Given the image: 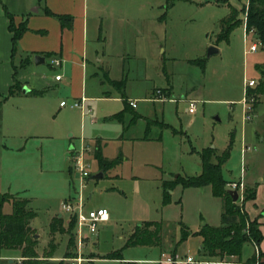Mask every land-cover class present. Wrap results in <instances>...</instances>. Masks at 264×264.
Wrapping results in <instances>:
<instances>
[{"label": "rangeland", "instance_id": "rangeland-1", "mask_svg": "<svg viewBox=\"0 0 264 264\" xmlns=\"http://www.w3.org/2000/svg\"><path fill=\"white\" fill-rule=\"evenodd\" d=\"M6 1L16 0H1L0 14L3 12L2 3ZM247 4L248 0H89L91 13L95 8L104 22L109 24L101 33L106 41L99 50L109 51L113 55L109 61L111 77L120 78L123 67L128 95L141 91H147L146 94L150 95L155 88L168 83L173 86L178 100L167 101L164 105L160 102H138L137 111L146 114L148 108L151 112L147 114L152 118L157 116L158 120L164 119L169 125L161 127L160 124L151 123L147 127L146 119H141L124 133L123 141L111 142L106 147L107 156L113 155L116 147L121 146L128 157L126 162L116 168L118 177L93 178L97 164L90 155L94 148L85 156L90 161V177L83 190L86 206L105 207L111 217L99 228L97 245L91 242L87 245L85 256L94 258L95 254L91 250L98 258L107 256L113 250H119L120 254L117 259L99 258L88 264H157L159 247H123L129 233L144 219L163 218L171 221L182 217L184 222L193 227L202 216L209 223H218L219 202L212 196L208 186L182 191L181 185L177 184L173 192L169 193L171 203H165L164 188L156 177L163 174L164 179H174L178 175H198L201 172L198 152L211 146L221 151L229 141L230 132H239L241 103L238 101L244 97V80L252 77L256 86L262 64H256L255 73L254 52L248 55L244 52L254 38L250 32L247 33V39L244 37L242 23L233 27L227 40L218 37L231 6L236 8L238 17H243L240 9ZM164 11L165 20L158 26L156 16ZM213 44L217 45L219 52L207 56V48ZM260 49L261 46L258 51ZM18 54L15 61L17 68L20 66ZM160 57L165 62L163 71L156 68ZM47 63L39 65L37 69L53 74L54 69ZM91 83L92 80H88L89 88L92 87ZM186 92L197 99L195 113L187 111L188 101L179 99ZM4 94V91L0 92V102ZM61 98L66 99L61 94L48 100L49 114L39 129L44 137L35 140V150L30 148L31 142L27 144L25 152L17 159L18 175L9 174L15 181L14 185L31 200V206L37 212L33 224L44 229L49 218L58 213L62 196L66 195L65 190L69 191L70 186L72 189V181L75 188L78 184L75 174L69 179L66 165L69 133L80 135L74 127L77 124L80 126V115L67 116L66 111L71 110L69 107L58 112ZM92 106L94 116L99 120L94 124L86 122V135L98 134L102 116L118 112L123 107L121 100L116 99H100L93 102ZM68 120L74 123L73 131H66ZM111 125L103 124L101 134L111 135L113 132L108 131ZM234 144L230 158L223 165L226 178L229 177L227 169L237 175L239 168V151ZM248 189L244 185L242 201H246ZM179 198L181 202L177 203ZM66 221L63 219L65 228ZM60 234L56 243L62 248L58 247L59 251L55 253L53 245L56 244H52L53 241L50 243L46 237L44 240L47 242L44 244L43 241L40 244L36 241L35 251L40 260L57 263L67 258V251L71 254L69 257L73 256L74 248L65 249L69 235L66 231ZM160 235L164 247L162 258H166L171 256L170 248L176 244L173 227L162 229ZM185 252V249H179L180 254L184 255ZM251 253L250 246L245 244L241 259L248 258ZM5 254L6 251L0 250V256ZM49 254L52 257H48ZM206 259L218 262L216 258ZM229 260L233 264H241L237 259ZM63 262L68 263L66 260Z\"/></svg>", "mask_w": 264, "mask_h": 264}, {"label": "crops", "instance_id": "crops-1", "mask_svg": "<svg viewBox=\"0 0 264 264\" xmlns=\"http://www.w3.org/2000/svg\"><path fill=\"white\" fill-rule=\"evenodd\" d=\"M2 6L3 12L0 14V92L4 91V93L7 94L9 87L13 83V68L15 67V73L17 74V77H15L20 83L21 90L9 96L1 103L0 106V196L7 195L10 197L3 203L1 212L3 215H12L14 212L13 202L16 200L24 201L26 209L31 210L33 213V216L29 220V226L32 230H34L33 238L36 239L39 244L42 241L43 244L47 241L50 243L53 241L52 244L57 245L58 243L56 242L59 240L61 235L60 233L66 229L63 223V219L65 218L61 214L60 208L58 213L49 218L45 229L34 225L33 221L34 219L36 220L37 212L32 208L30 202L31 200L25 196L21 190H18L17 186L14 185L15 181L13 182L9 176L10 173L14 174L15 177L18 175L16 167V163L18 161L17 159H19L23 152H25L27 144L31 142L30 148L35 150V140H41L44 137L40 134L41 132L39 129L42 127L47 115L49 114L48 100L51 97H59L61 94L66 97V101H71L73 99L78 100L80 98L85 99V111L70 107L69 108L71 110L66 111L67 116H73L74 114L80 115V126L78 124L74 125L76 131H79L80 135L73 136L72 132H70L68 138L70 145L67 148L66 171L70 180L72 179L74 172L70 165L69 156L73 150L80 145L81 139L94 146L93 154L90 155V158H93L92 160H94L97 164L95 174L101 173V176L96 179L104 176L118 177L119 174L116 168L126 162L128 157L123 152L121 146L116 147L113 155L107 156L105 154L106 147L111 142L117 141V143H119L123 141L125 139L124 133L141 119H146L147 127L151 123H157L160 124L161 127H167L169 123H166L164 119L158 120L157 116L156 118H152L150 114H147L151 112L148 108L146 110V114L136 110L139 101H150L153 103L160 102L162 105H164L167 101L163 102L155 99L153 100L152 98L154 97L153 94L155 90L151 92L150 95L146 94L147 91L137 93L133 92L128 95L126 89L127 78L123 74V67L120 78L116 79L111 77V67L109 61L113 55L109 51L99 50V47L101 45H105L104 43L106 41L105 38L101 37V33L103 30H106V27L109 26V24L104 22L103 18L98 14V12H96L95 8L93 11L92 7V11L94 13H91L89 0H16L6 1L5 3H2ZM47 11H50V14ZM8 13L12 15L14 24L18 25L22 22L26 26V30L23 31L17 41L14 55H12L11 33L8 30ZM56 15L71 16V27L68 28L63 26ZM165 15L166 11L156 16L158 26L162 25L165 20ZM242 28L244 31V37L247 39L244 25H242ZM91 36L92 38H90ZM90 39L92 42H90ZM213 45L217 47L216 44ZM18 52V57L20 59L19 68L15 65L16 55ZM244 52L246 55L250 53H246V50ZM26 54L30 56H22ZM35 54H40L45 57V63L48 62V66L54 69L53 74H47V72L37 69L39 68V65H35L32 58ZM254 54V72L256 73V64H262L264 62V49L261 47L260 51L257 50ZM55 58L60 59V65L58 67H55L52 63V60ZM164 63L163 57H160L156 68H160L163 71ZM100 72L103 73V75H101ZM56 74L61 75L60 80L54 79ZM250 79H252V77ZM88 80H92L91 88L88 87ZM119 80H124V84L116 85L114 83ZM24 87L28 88L27 92L22 91ZM157 88L163 89L173 98V100H168L169 102H176L178 100L172 85L167 83L166 86ZM186 93L181 94V98L179 99H182L183 101L195 100L197 102V99ZM100 99L121 100L123 107L118 112L107 113L102 116V121L99 123L100 130L98 131V134L86 135V122H88V124H94L99 120L94 116V107L92 104ZM62 100L64 99L61 98L60 101ZM130 100L136 102L135 107L129 105ZM243 101L244 97L238 101L241 103V121L239 132L237 133L235 130L231 131L229 134V141L226 145L227 147L229 143H231L232 149V146L235 143L234 145L239 151L240 158L237 175H234L231 169H227V173L229 175L228 178H226L223 174V165L230 158L231 150L229 157L221 166V173L227 183L230 181H242L245 186L254 188L255 197L253 199L243 201L242 205L244 206L249 218L257 219L259 223V229L263 233V238L259 244V248L264 251V94H259L251 120L244 119V114L242 116V112L244 113ZM65 107L68 106H60L59 104L58 112ZM88 108L90 111L87 112L86 110ZM128 112H130L129 116L127 115ZM133 115L137 116L135 120L132 119ZM73 124V122L68 120L66 123V131H73ZM103 124H112L108 130L113 132L111 135L101 134L100 131L103 129ZM172 130L177 132V129L174 127H172ZM145 138L146 136L143 137V139ZM96 145H98L99 153L102 158L110 160L114 159L118 155H121L120 162L113 166L102 168L99 160L95 157L94 151ZM226 147L221 151H218L214 146L209 148H215L216 153L221 154ZM94 175L93 178H95ZM156 178L161 181L164 193L168 184L175 179H164L163 174ZM176 185L177 184L173 185L171 189L167 190L168 195L173 192ZM205 186L210 188V192L212 194L210 185L199 187ZM181 188L182 191H184L185 189L193 187L184 188L181 185ZM74 189L75 187L72 181V189L70 186L69 191L67 189L65 190L66 195L62 196L63 200L71 197L74 193ZM212 196L217 198L219 202L218 223H209L204 217L200 216L198 224H195L193 227H190L186 222H184L181 219L182 217L178 220L171 221L163 218L159 220L144 219L139 224H142L145 221L160 222L162 224L161 230L172 226L173 235L176 238L175 242L177 243L181 234V228L179 225L180 222L184 223L190 231H196L203 222L214 226L220 224L222 200L220 197L214 196L213 194ZM88 197H90V195ZM168 202H170V197ZM176 202L180 203L181 199L179 198ZM110 219L111 217L109 214V219L103 223L110 221ZM53 226L56 231L52 230ZM133 231L134 229L129 233L123 247H130L126 246V242ZM99 232L100 231H98L97 235L91 237L90 239V242L94 246L98 243ZM45 237L48 239L47 241L44 240ZM200 242V237L189 235L183 242H180L178 245H173V247L170 248L172 251L171 257L174 256V258L182 260L180 262H176L175 264H185L183 259L186 255H193L198 258L196 255H198ZM246 244H248L251 248V255L256 249H258V247H255L251 243ZM56 245H53L55 249L54 253L62 248V246ZM146 246L159 247L160 258L156 260L157 264H173L162 258L161 254L163 253L162 249L164 248L162 242H160V245ZM66 247L67 246H65V249ZM181 248L186 251L184 255L179 253V249ZM0 250L7 252V254L2 255L1 257L8 259L21 257L18 250H8L1 247ZM91 252L95 254V257L88 263L99 258L107 257L117 259L120 257L119 250H113L109 252L107 256H100L99 258L96 257L97 255L93 250H91ZM111 254L112 256H109ZM115 254L119 255L117 256ZM198 259H206V257ZM233 259L235 260L236 258ZM246 259H241L240 261L243 262Z\"/></svg>", "mask_w": 264, "mask_h": 264}, {"label": "trees", "instance_id": "trees-1", "mask_svg": "<svg viewBox=\"0 0 264 264\" xmlns=\"http://www.w3.org/2000/svg\"><path fill=\"white\" fill-rule=\"evenodd\" d=\"M50 14V11H47ZM240 12L243 17L237 16V10L231 6L229 15L224 19L221 32L218 39L228 38V34L234 26L243 24L247 32L253 31L254 36L262 43L264 49V0H248L247 6H242ZM9 23L8 30L11 33L12 55L16 50L17 41L26 30L24 23L15 25L11 14H7ZM63 26L71 27L72 17L67 15H56ZM116 85H123L124 80L114 82ZM21 90L20 83L15 77V68L13 73V83L9 87L7 94L1 98L0 106L9 96ZM259 94H264V62L259 69L258 83L254 87L247 89L248 97L254 98L253 107L257 104ZM136 115L132 119L135 120ZM231 143L217 154L215 148H204L199 152L201 172L195 176H177L168 184L164 193V202L169 201L168 189L173 185L180 183L184 188L199 187L210 185L212 194L220 197L222 200V211L220 214V224L217 226L203 222L196 231H190L189 228L182 222L179 223L181 234L178 245L187 239L189 235L200 237V248L198 255L206 258H216L218 262H231V258L238 259L241 264H264V251L259 248V244L263 238V233L259 229L257 219H250L244 206L232 200V197L226 187V180L221 173V166L229 157ZM95 157L99 160L102 168L109 167L120 162L121 155L114 159H104L101 157L98 145L95 147ZM250 188V187H249ZM255 197L254 188L248 189V194L245 200H250ZM10 197L7 195L0 196V247L8 250H18L23 258L20 264H66L63 260L57 263L40 260L35 251L36 239L33 238L34 230L29 226V220L33 216L31 210L26 209L25 202L16 200L13 202L14 212L12 215H3L1 207ZM74 220L69 221L67 228L64 231L69 235L68 249L74 248L73 237ZM160 222L145 221L142 224L136 225L133 233L126 242V246L135 245H160L161 242ZM53 231H56L53 226ZM63 230V229H62ZM251 243L258 247L257 252H254L248 257L245 262H241L242 249L244 244ZM52 254V253H51ZM71 254L67 251L65 257ZM114 255V254H113ZM119 255V254H115ZM109 256H112L109 255ZM173 256V255H172ZM48 257H52L50 254ZM68 264V263H67ZM175 264V263H173Z\"/></svg>", "mask_w": 264, "mask_h": 264}, {"label": "built area", "instance_id": "built-area-1", "mask_svg": "<svg viewBox=\"0 0 264 264\" xmlns=\"http://www.w3.org/2000/svg\"><path fill=\"white\" fill-rule=\"evenodd\" d=\"M247 6V5H246ZM245 27V26H244ZM246 30V29H245ZM252 34L254 41L251 42L246 53L255 52L258 50L262 43L259 39H257L253 31H249ZM246 31L247 33H249ZM52 63L55 67L60 65V59L55 58L52 60ZM61 75L56 74L54 76L55 80H60ZM255 86L254 79H247L244 80V119L251 120L252 113L254 110L253 103L254 98L248 97L247 89L250 87ZM153 100L158 101H168L173 100V98L168 95L163 89L157 88L154 91ZM84 98L80 99H73L71 101L62 100L60 101V106H68L70 108H77L81 111H85L84 107ZM129 105L132 107L136 106V102L133 100L129 101ZM87 112L90 111L88 108ZM187 111L189 113H194L196 111V101L195 100H188V108ZM94 148V146L87 143L85 140L81 139L80 145L78 148H75L71 155L69 156V161L71 168L74 174L78 177V184L77 188L74 189V193L71 197H68L61 201L60 203V212L67 220L66 223L68 224L69 221L74 220V227H73V237H74V250L73 256L63 258V260L68 261V264H85L92 259L85 256V249L87 245L90 243L91 237L97 235L101 224L109 219V211L105 207H98V208H88L86 206V197L83 193V190L86 186V181L90 177V173L88 171L90 167V161L85 157L90 153V151ZM94 150V149H93ZM227 189L236 190L238 193V202L240 205L242 204V192L244 190V184L242 181H230L226 184ZM256 247V246H255ZM256 255L258 254L257 249L255 250ZM163 256V254H162ZM22 257L8 259L5 257L0 256V264H20L22 261ZM165 261L176 263L182 261L181 259H176L171 256H167L164 258ZM185 264H220L223 262H212L206 259H198L193 255H187L183 259ZM231 263V262H226ZM233 264V263H231ZM237 264V263H236ZM239 264V263H238Z\"/></svg>", "mask_w": 264, "mask_h": 264}, {"label": "water", "instance_id": "water-1", "mask_svg": "<svg viewBox=\"0 0 264 264\" xmlns=\"http://www.w3.org/2000/svg\"><path fill=\"white\" fill-rule=\"evenodd\" d=\"M219 51V49L215 46V45H210L208 46L207 48V56H210L214 53H217ZM33 61H34V64L35 65H40V64H43L45 63V57L40 55V54H35L33 56ZM23 92H27L28 91V88L24 87L22 89ZM101 176V173H97L94 175L95 178H98ZM231 197H232V200L233 201H236L238 199V193L236 190H231V189H228Z\"/></svg>", "mask_w": 264, "mask_h": 264}]
</instances>
